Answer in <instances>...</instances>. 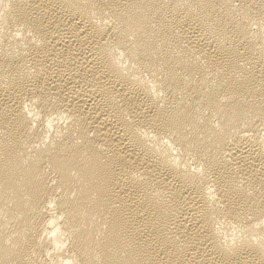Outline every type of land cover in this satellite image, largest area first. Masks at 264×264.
Masks as SVG:
<instances>
[{"label":"bare ground","instance_id":"6f19581e","mask_svg":"<svg viewBox=\"0 0 264 264\" xmlns=\"http://www.w3.org/2000/svg\"><path fill=\"white\" fill-rule=\"evenodd\" d=\"M0 264H264V0H0Z\"/></svg>","mask_w":264,"mask_h":264}]
</instances>
